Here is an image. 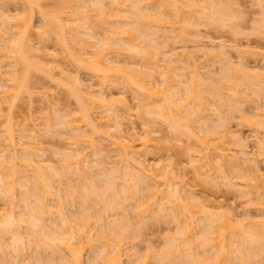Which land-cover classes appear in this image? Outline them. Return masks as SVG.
<instances>
[{"label": "bare ground", "instance_id": "1", "mask_svg": "<svg viewBox=\"0 0 264 264\" xmlns=\"http://www.w3.org/2000/svg\"><path fill=\"white\" fill-rule=\"evenodd\" d=\"M103 1L104 0H96L93 7L90 6V4L86 6V3L85 6L83 5L86 15L83 17V21L81 22V24L84 21L86 22L82 25L79 24V28L75 24V26L77 27L75 28L78 30L77 33L76 31L74 32L75 28L73 27V23H70L73 21L69 20L70 22H67L68 24L70 23L74 28L72 31L75 34L72 32H68L71 31L70 29L72 27L69 30L65 29L70 25L64 26L66 25L64 22L65 19L59 16L61 15L62 8L61 10L58 9V13L56 12L54 16L47 11L45 12V10L44 12L43 10H40L41 6L39 5L40 7H38V12L41 11L39 13L40 16L42 15L44 24V32L42 33L44 35H47L50 32H53V30H56L60 36L58 37V42L61 47V52L63 51V53L68 56L70 61L73 62L75 66H78L82 69H89L90 71H92V73H96L97 77L99 75H102L100 82H102L103 84L109 79L108 73H114L112 76L116 78L115 80H120V82L125 83L126 86H128L129 89L137 95V98L139 100L137 106H141L139 107L141 111L142 109H145L147 113L157 115V117L159 116L161 117V119L164 118L166 121L168 120L170 127L173 128L175 132H178L180 136H185L189 139H196L201 147L199 146L197 149H193L194 155H190V157H192V159L190 160L192 164L194 163L193 166L199 175H205L207 171L211 170L217 171L223 166V164L225 165L227 163L232 168H240L242 170L244 168V173L241 172L242 174L240 173L241 175L239 176L241 179H243L242 182H240V184L229 183L228 185L242 186L241 189H238V192L242 194V197H248L246 199L247 202L251 200V195L258 193L260 195H258L257 197L261 196L262 193H260L259 190L264 187V173L257 164L250 165L249 162H251L253 159L246 156L249 154V152L247 153L244 149L246 148V143L243 142L244 139L238 134H232L233 132L231 130L229 131L225 129L223 131H220L219 128L225 126L223 122L225 120V117L229 115L230 112L239 110L237 104L239 102L238 99L241 97L239 96V94H237L239 91L236 89V72L243 73L242 76L244 80L250 82L254 86V88H256L254 89L255 93H258L259 91L262 92L264 91V63H262L263 65L260 64L262 67L260 66L259 68L257 67V65H255L254 68L249 67V65H247L245 61L241 60L244 57L241 56V53L242 55L244 54V52L245 54L250 53V50L248 51L245 49L244 51L240 49L241 47H238V44L234 46L235 43H233V45L231 43L230 45H228L227 43L226 45L224 42L216 43L215 40L214 42H211L210 39L212 46L210 45V47H208V45H205V39L203 40V36L201 35V31L199 30L200 24L206 26L209 24H217L224 28L229 27L232 32L236 33L238 31L237 29L239 25V21L237 20H241V15L236 14L238 8H235V6H233L236 5V2H233V0H186L184 2H182L181 0H105L106 2H110L109 4H107L105 1ZM263 1L264 0L258 1V3L260 2V7H262L261 9L263 10L261 11V16L255 19V22L252 25V33L264 37V6H261L264 3ZM21 2H25L30 5V10L24 17L11 16L6 12L2 13L0 16L2 20V25H0L2 30L1 32L3 34L9 35L8 39H2L3 42L1 44L2 46L0 45V57L2 56L1 58L4 57V59L6 60L12 59L10 61L11 63L7 61L10 64H6H8L11 69H6L7 71L5 73L4 70L3 72L1 71L2 67L4 66H2L0 63L1 81L6 80V84H0V121L2 118L4 120L6 119V117H2V113L4 110L3 104L5 102H11L9 103V108H11L13 104V97L17 99L23 91L29 90L26 79L27 76H29V72L31 69H34L35 71L44 70L45 73L48 70L46 74L49 75L48 77H52L54 79V73L53 75L51 74V76L49 73L55 69V66L52 64V62L55 63V61L57 60H54L53 58L51 59L50 63V59H48L50 54L41 52L42 49L38 51V49H35V46H33L34 44L32 45L29 40V32L33 24L32 8H37V6H35L38 5L37 0H21ZM93 12L95 15L92 14ZM127 12H129V14H126ZM121 17H127L131 20L125 18L122 19ZM167 18H171L170 20H173V22L170 23L171 21L169 20L170 22L167 23ZM13 19L16 20L14 23L11 22ZM76 19L73 18L72 20H75V22L80 20ZM95 21H99V23H101L102 25H110V29L112 30H110L111 32L108 30L109 26L108 28L105 26L104 30L108 34L112 33L114 35V38L110 37L111 35L107 34L103 38H96L97 33L93 31V23H95ZM165 21L166 23H164ZM165 24H167L169 27H167V25ZM177 25L178 27H175ZM148 26L150 29L156 27L157 29H153L154 33H152V35L155 34L156 36L158 34L157 36H164L163 38L164 40L166 38V41L171 40L175 43L181 41L182 43L189 40L190 42H197V45L199 46L198 52L202 51L206 56H218L219 59L221 57V61L224 60L225 62H222V65H224L222 66V68L224 70L221 74V78L225 82L227 81L230 84L227 86L225 83H223L224 81L221 82V80L218 79V85H212L209 83L207 84L204 81L205 76H202V72L198 74L199 72H196V68L192 71V68H189L191 71V76L189 75V77L187 75L189 79L186 77L187 73H181L182 75L173 73L172 71L174 69L172 68L173 65H171L173 62H178L180 60L183 61L186 58L190 57L187 53L185 55L187 57L183 56V54L185 53H176L177 51L175 50V48H172L173 54L171 55L173 56L169 61V58L167 60H164L163 58L159 59L160 57L158 56L156 57V60L152 62L157 68L154 69V71L156 70V72H159V75H161V81H158L159 78L157 80V77H152L153 79L151 80L149 78V80L140 78L139 75L141 74V76L143 77L142 74H144L146 67H144L143 64H139L138 61L135 60L136 63L134 61H131L130 63L132 64H128L126 63V61L128 60H124L123 62H121V59L116 60L114 56H111V54L113 55L115 52L119 55H122L123 49L125 51H129L130 49L132 50V52H134V54H132V52L130 51V54H126L128 55L127 57H130V55L132 54L131 58L135 55V57H140V60L144 59L147 56H150V59H153L155 55H161L160 52H158L159 54H153L151 50L145 49V46L140 45L148 35ZM13 28H15V30H12ZM165 29H168V31ZM162 30L164 32L166 31V36L162 32ZM68 33L70 35V39L65 36V34ZM84 36H86L87 38L84 39ZM204 38L206 37L204 36ZM176 39L179 40L176 42ZM136 40H138V43L134 44ZM164 40L163 42L165 44ZM167 43L169 46L170 43L168 41ZM75 44H81L80 50H84V53L82 51L80 53V51L78 50L79 53L77 52L78 55L76 56V54L73 53L72 49V47L74 48L76 46ZM226 46H229L231 49H234L239 53L240 60H238L236 64L235 62L233 64V61L231 62L232 59L229 60L227 56L225 57L226 59L223 57L229 51V49H226ZM156 47L155 45H152V48ZM135 53L137 54V56ZM82 54H87L89 56L83 58L85 56H82ZM123 55H125L124 52ZM33 56L35 58L37 56V59H35ZM4 59L1 60L2 63L5 61ZM38 59H40L41 61ZM162 59L164 60L165 65L158 63L159 60ZM49 63L50 66L48 67ZM17 64H21L23 68V79H21L18 75L19 71L16 67ZM51 64L54 66V68ZM194 65L195 67H197L196 64ZM6 67L7 66H5V68ZM180 68L183 69V67ZM162 69L164 70L162 71ZM60 72L63 73V70H61ZM64 72L65 74H60L62 76H67L65 79L68 82H66L65 86H67L69 82L73 85L74 88L71 85H68L69 87H72L73 90L70 89L69 91V88L67 89L69 92L72 91L71 95L75 94L78 100L79 105L77 104L78 108L75 112L79 113L80 118L84 122L83 127L86 126L88 130L86 129V131L82 129L81 125L79 126V124L75 123L76 119V122L78 121L77 116V118L72 117L75 112L72 114L71 111L72 115L68 114L69 112L66 115H62L63 118L61 119L64 120L63 123L67 124L69 128H71V132L67 131L65 133L69 136L68 138L72 140L68 144L69 146H71V149L68 146L71 151L68 150V152H66L63 157H65V161L67 163L69 162V167L71 165L73 168H75L74 171L76 170V175L79 174V178L82 179V182H84L83 180H85V178H89L88 175L92 169H96L95 171L98 173L102 172V169L104 170L103 173L106 170L108 173L106 175L105 172V180H107H104V184H99L98 181L100 180L96 181L91 178V181H89V185L85 187L86 192L82 193L80 197L73 189H70V195H67L66 193V201L68 202L70 198L74 201L77 200L83 210L82 212L80 210L81 214H67L65 212L66 205L64 204L62 198H53V193H50L48 190L51 185L47 184L48 174L45 173L44 166H42L41 164L42 162H37L34 159L31 160L33 154H29V150H25L28 148L24 149L23 147H21L24 143L19 144L18 141L15 140V132L12 127H10L11 125H6V127H4L7 120L4 121L2 119L4 123L2 121L1 123L4 126L0 123V128L1 126H3L4 128L1 132V136H3L2 140L0 141H5L6 146H2L6 148L4 149L3 147L0 152L2 153V155L0 154V158L2 159H0V184H2L1 182H3L2 186H0V189L3 187V189H1V193H8V196L10 198H13L15 192L14 189L11 188V186L15 183L16 180L22 182L23 185L25 184L24 186L26 187V189L24 187L25 191L23 190L22 192V194L24 195H22L24 198V204L21 209L23 210H19V213L17 212L18 216H16L17 214L16 211H14V207H10L9 210L5 209V212L2 213V215L0 214V249L3 245L1 234L5 232H11L13 243L16 247L15 250L17 251L15 264H33V262L35 264H83L82 247L85 245V243L86 245L91 244L90 247L99 246L100 243L98 242H100L102 238L108 239L109 236L113 238L112 242L110 243L111 247L108 244L107 246L104 244L106 248L104 246V251H98L96 253V256L93 255L95 256V258H93L92 264H123V256L125 252V255H127V262L129 264H149L148 258H150L152 254H148L147 256H145V258L139 257L134 259L132 257H134L135 254L129 251L130 247L128 249L126 247L125 249V245H127V242L124 241L125 236L121 234V231L128 229L132 224L125 220H120L122 219H119V217L121 216L116 214L117 212H114L115 210L122 209V215L126 214L124 210V207L126 206L123 204V201L124 199L126 200L128 197H130L127 196V193L129 194V192L131 191L132 195L133 192L137 193L138 197L137 194H135V196L137 197V199L139 198L137 201L133 198L136 202H134L135 204L132 206L140 209L139 214L143 213V216H138L139 219L141 218V220L137 221L139 223L137 224L138 226L143 223L142 219L149 217L151 213H153V215L156 213H162L164 215H167V217L170 216L169 214H172V216L178 222L181 221L180 213L182 211L184 213H187L186 217H184L185 215H182L185 218V221L183 220L184 224L182 227H180L179 236L175 237L172 241L170 240L171 243L169 241L168 244H170L166 246V248H164L160 252V254L158 252L159 255L157 254V260L159 261L157 262L165 264V262L169 259V263L173 264L171 260L174 256V253L185 252L192 264H232L233 259L240 260V264H249L248 262L250 261V259L255 261L257 257L259 258V260L257 258V262L255 261V264H264L263 217L262 220L261 218L260 220H255L249 217L237 221L230 215V213H226L225 211L223 212L221 210L222 206L220 204L215 205L212 208L211 206L206 204L204 200H198L197 202V199H195L194 201L193 195L190 192L188 193L189 190H187L188 188L186 189L185 182L181 178V183H175L172 181L173 177L171 176H175L176 172L174 173L172 168H168L169 165H163L164 167L159 170V173H154L151 165L149 166V164L147 165L146 162L136 158L140 153H143V151H145L151 144V131H146V139L138 148H136L134 144L135 138H131V142L129 141L130 143L126 144L124 142L125 140H127V138L124 135L119 134V132H123V130H120L119 127L122 125V122L120 120L122 115L119 112V108L123 109L125 112L130 109L127 99H119V107L115 106L114 104H112L114 101L111 98H108L109 95L106 97V95L104 94V90L102 92V89L100 88L101 90H99V93H96L95 90L91 91L93 87L92 85H90L91 87L87 88L83 87L86 85L83 84L82 81L78 79V77H72L68 75L65 70ZM190 73L188 72V74ZM2 74H4L5 77L7 76V78H4ZM177 76H179L178 79ZM238 76H240V74ZM184 77H186L187 79L186 82L183 81L185 80L183 79ZM210 78L211 76L208 78V80H210ZM211 80L212 82L217 83L215 80ZM102 83L100 84L102 85ZM174 83L177 84L176 87L178 90H175L176 88L174 90L173 88H171V85ZM183 83H186V86H184L183 88L184 93L182 92L184 97H181V95L180 97H177L179 98L177 99L175 96L178 95V93L181 94L180 92L182 91L181 87V91L179 90L178 85L180 86L181 84L182 86ZM197 87L207 88L217 95L218 102L216 106H212L215 115H213L212 113L211 115L213 116V118L221 122V124L216 126L211 124L209 125V119L205 117L199 124L200 126L198 125L200 129H198V131L196 132H191V129L188 130L184 127L183 124L186 122H183V120H190V116L192 114L198 113V109L191 107L190 111L186 112L187 115H182L181 113L175 114L174 112H177L179 109L185 108L188 105L192 104L194 102V99L197 96H200L199 93H197L198 95H196L195 89H197ZM88 88L91 89L89 90ZM201 91L202 90L200 89V92ZM125 93H127V90L124 89L121 91V94L125 95ZM9 96L10 98L12 97V100L10 99L11 101L7 99L9 98ZM153 96H155V98H160H158L159 100H157V98H154L155 101L157 100V103L152 99ZM85 99H88L86 101H90L94 105L96 104L98 107L95 108L103 107L102 109L104 110L101 113H105V115L102 114V119L104 118L106 119V121L114 122L110 123V125H107L108 128H106V125L104 126L103 124L106 129L109 130L110 128H113V125L119 127L118 134L120 136L116 135L118 137H116L117 140L116 138H111L113 137L112 133L109 134L108 132L107 134V131L104 132L100 130V132H103L105 139L107 137L109 138V142L112 141L113 146H115L114 144H117L116 146H119V148L117 147L118 149L115 148L116 150L119 151L121 149L119 151V154L118 151H116L117 155L121 156V159L119 160L120 162L117 160L121 164L119 165L115 162V165L118 164V166L116 165L115 167L108 169L109 171L104 165L103 161L105 160L103 159V161H101L102 159H100V157V160L96 158V155L101 156L102 147L98 148L96 144L98 142L95 143V139L93 140L94 137H91V135L96 136L100 128H104L103 126H101L103 121L99 118L100 116L98 117V119L97 117H95V115H92L93 112L92 109H90L91 107L89 108V106L93 105L90 102L89 105L86 104L88 102L85 103ZM183 101H187V105H181ZM151 105H156L157 107L155 106V108L157 109L153 110L154 108L152 109ZM148 106L151 108V111L149 112L148 110L150 108ZM146 108L149 109L147 110ZM205 109L212 111L210 106L206 107ZM200 110L203 111L204 108ZM142 113L143 112H141V114ZM250 122L252 125L256 126L257 129L261 128L264 130V108L256 112L252 119H250ZM151 123H153L152 120L145 121V124L147 125H150ZM186 126L189 128L191 125H188L186 123ZM100 132L99 134H102ZM33 133L34 132L32 130V135L37 138V136ZM199 133L202 135L200 136ZM212 135H217L222 139L232 140L241 147L239 154H242L244 156L238 155L236 157H233V155L231 156L228 153V147L218 146V143L208 144V137ZM173 140H175V138ZM173 140L169 139L168 141L173 144ZM91 143L93 145L96 144L97 149L94 150L93 147L95 146L90 145ZM81 144H83V146ZM87 144H89L90 148L93 146L90 155L88 154L89 151L85 152V149L89 148ZM78 145L80 146V149L78 148ZM258 146L263 148V146L259 144V141ZM72 147H74V149ZM83 147L86 148L83 149ZM90 148L88 150H90ZM92 156L95 157L93 158ZM19 162L21 164L20 169H18ZM247 163H249L248 166L245 165ZM22 165L23 167H21ZM98 168L102 169L98 170ZM85 175H87L88 177H86ZM208 178L211 179V175ZM118 179H121V182L118 183ZM90 194H95L96 198L90 200ZM31 197H34L35 199H31ZM48 198L53 202H51L52 205L48 204L50 203L48 202ZM260 198L261 197H259L258 199ZM263 199L264 198L260 199V202L262 204H264ZM145 203L146 210L144 211L143 209H145ZM11 204L14 205L15 203L11 201ZM14 206H16V204ZM51 208H56L57 211H51ZM96 208L98 210V217L95 218L93 222H91V217L94 218L96 213L95 211L94 213L92 211L90 212L89 209L91 210ZM147 211L148 213H150L147 214ZM262 212H264V209H262ZM49 214L51 215L49 216ZM197 214L199 215L198 217L201 221L199 219H196L198 218ZM115 215L119 217L117 218ZM144 215H146L145 218ZM58 219L60 222L58 221ZM105 220L107 221V223ZM196 220H199L197 224ZM49 221H53L54 224L53 222L51 223ZM22 222L26 223L27 226H21L20 223ZM56 222L60 224H57ZM249 223L250 226L248 227V229H237L240 231V235L234 237V235L236 234L235 231H233L234 228L242 227ZM105 225L108 227H106ZM3 226L8 227H6L7 229L5 230ZM101 226L103 227L101 228ZM143 226L144 225L142 224L140 225V227L142 228ZM56 227H60V230H58ZM22 228H24L25 230ZM8 230L9 232H7ZM82 234H85V238L82 236ZM115 236L117 237L115 238ZM50 241L51 243H54V247H51L54 248V250L51 252V255L50 253H47L48 258H44L41 256V249H44L43 244L45 242ZM181 246L183 248H181ZM23 251H27L28 256L27 254H24ZM35 256L37 257L34 258ZM28 258L34 259L30 261ZM162 260L163 262L164 260L166 261L163 263ZM157 262L155 264H158ZM0 264H2V262Z\"/></svg>", "mask_w": 264, "mask_h": 264}, {"label": "rangeland", "instance_id": "2", "mask_svg": "<svg viewBox=\"0 0 264 264\" xmlns=\"http://www.w3.org/2000/svg\"><path fill=\"white\" fill-rule=\"evenodd\" d=\"M95 1L96 0H37L38 5H35V6H37V8L36 7L32 8V14H33L32 15L33 16L32 22H33V24H32V28L29 32V37H30L29 40H30V43L32 45L34 44L33 46H35V49H38V51L40 49H42L41 52H43V53L45 52V53L50 54L49 57L47 55L48 59H50V63H51V59H53V58H54V60H57V61H55V63L52 62V64L55 66V69L52 70L53 72L51 71L49 73L50 76H51V74L53 75V73H54V79L52 77L51 78L48 77L49 75L46 74L48 70L46 71V68H45L46 73L44 72V70L35 71L34 69L33 70L31 69L29 72L30 74H29V76H27V79H26L27 84L29 86V90L23 91L20 94V96H18L17 99H15L13 97V100H12V97L10 98V96H9V98H7V99H9V100L11 99L12 103H13L11 108H9V103H11V102H9V103L5 102L3 104L4 110L2 113L3 114L2 117L3 116H4V118L6 117L5 120H7V122H5V126H4L1 123V121L3 119L2 118L0 123L4 127H6V125H11L10 127H12V129L15 132L14 133L15 140L18 141L19 144L24 143L23 144L24 146L22 145L21 147H23L24 149L28 148L25 150H29V152L28 151H26V152H28L29 154L30 153L33 154L32 155L33 157L31 158V160L34 159L37 162L38 161L42 162V163L41 162L40 163L42 164V166H44L45 173L48 174L47 184L51 185L48 188V190L50 193H53V195H52L53 198H55V199H57V198L61 199L62 198L64 204L66 205V211L65 212L67 214H71V213H72L71 215H73V213L78 214V213H80V210H81V212L83 210L80 203L77 200H75V201L72 200L71 198L67 202L66 201V193H67V195H70L69 190L73 189L76 192V194L80 197L82 195V193L86 192L85 187H87V185H89V183H90L89 181H91V178L93 180H96V181L100 180V181H98L99 184H104V182L107 180V179L105 180V178H106V175L108 173L105 170V172H106V175H105V172L103 173L104 170L102 168H100V169H102V172H100V173L96 172L95 171L96 169H92L88 175L89 176L88 179L83 177V178H85V180H87V181L83 180L85 182L84 183V182H82V179L79 178V174L76 175V172H75L76 170L74 171L75 168H73L71 165L69 167L68 166L69 162L67 163L65 161V157H63V155L66 154V152H68V150L71 149V146H69L68 144L72 140H70L68 138L69 136L65 133L67 131H70L71 128H69V126L67 124L63 123L64 120H62L61 118H63L62 115H64V114L66 115L68 112H69L68 114H71V111H72V114H73L78 108V106H77L78 100H77L75 94L71 95L72 91L69 92L70 89H72L73 85L70 84V82H69V84L68 83L67 84L71 85L72 87H69L68 85H67L68 87L65 86L66 82H68L65 79L67 76H65V75L62 76L60 74V73H62V72H60L61 70H63L62 74H65V72H64V70H65L68 73V75H70L72 77H78V79H80L82 81V83L86 85L83 87L87 88V87H91L90 85H92L93 87H92V89L91 88L90 89H91V91L95 90L96 93H99V90H101V89H102V92L104 90V94L106 95V97L109 95L110 97L108 96V98L109 99L111 98L114 101L112 104H114L115 106L119 107V101H118L119 99H123V98L127 99L130 109L127 112H125L123 109L119 108V112L122 115L121 119L119 118L122 122V125L119 127H120V130L121 129L123 130L122 133L119 132V129H118L119 127L116 125H113V128H110L109 130L106 129V128H108L107 125H110V123H114V122L113 121H106V119H104V118L102 119L101 118L102 114L105 115V113H101L104 110V109H102L103 107L102 108H95L98 106L96 104L95 105L92 104L89 101L93 105V106H89V108L91 107L90 109H92V112H93L92 115H95V117H97V118L100 116L99 118L103 121L102 125L101 124L100 125L101 126H103V124H104V126L106 125V128L104 126H103L104 128L99 127L100 128V129L98 128L99 132H100V130H102L104 132L107 131L106 132L107 134H108V132H109V134L112 133V136H113V137H111L112 139L116 138L117 137L116 135H119V134L124 135L127 138V140H125V142H124L126 144L127 143L129 144L131 142V140H132L131 138H135L134 144H135L136 148H138L139 146H141L142 142L146 139V134H147L146 131H148V132L151 131L150 132V135L152 137L151 144H153V145L150 144L149 147H147V149L145 151H143V153H140L136 158L141 160V161L146 162V164L147 165L149 164V166L151 165L154 173H156V174L159 173L160 169H162L166 165L167 166L169 165L168 168H170V169L172 168L173 172L174 173L176 172L175 176H173V175L171 176V177H173V179L171 178L172 181L175 183H181V181L183 180L185 182L186 189L188 188L187 190H189L188 193L190 192L193 195L194 201H195V199H197L196 200L197 202H198V200L199 201L204 200L206 202V204H208L212 208L215 205L220 204L222 206L221 210L223 212L225 211L226 213L227 212L230 213V215L232 217H234V219L237 221L243 220V219L249 218V217H251L255 220L256 219L260 220V218H261V220H262V217L264 218V212H262V209H264V204H262L260 202V199L264 198V187L259 190L260 193H262L263 197L261 195V196H259L261 198L258 199L259 197H257V196L260 194L257 193V194L251 195L250 196L251 200L249 202H247L246 199L248 197H242L241 196L242 194H240L238 192V189H241L242 186H239V185H231L230 186V185H228L229 183H237V184L239 183L240 184V182H242L243 179H241L239 176L242 173H244L243 172L244 168H243V170L240 168H234V167L232 168L227 163L225 165L223 164V166L221 168H219L217 171L211 170V171H207V173L205 175H201V174L199 175L193 166L194 163L192 164L191 160H190V159H192V157H190V155H194L193 149H197L200 146L196 139H189L185 136H180L178 134V132H175L173 130V128L170 127L168 120H167L168 121L167 122L164 118L161 119V117H159V116L157 117V115L147 113V111L145 109L143 110L141 108L142 109V111H141L139 108L141 106H139V107L137 106L138 101H139L137 98V95L132 90H130L129 87L126 86L125 83L120 82V80L119 81L115 80L116 78L114 76H112L114 73L113 74L108 73L109 79L103 84L102 82H100L102 75L101 76L99 75L100 77L99 76L97 77L96 73H92V71H90L89 69H82V68H79L78 66H75L73 64V62L70 61L68 56H66V54L63 53V51L61 52V49H60L61 47H60L59 42H58V39H59L58 37H60V36L56 30H53V32H50L47 35H44L42 33V32H44V24H43V20H42V15L40 16V13H39L41 11L38 12V9H39L38 7L41 6L40 10H43V12L45 10V12L47 11L52 15L56 14L58 9L61 10V8H62L61 15H59V16H61L62 18L65 19L64 22L66 25H64V26L70 25L67 28H65L66 30H69L72 27V25L70 23H73V27L75 28L76 26L78 27V25L81 24V22L83 21V17L86 15V12H84L85 11V9H84L85 3H86V6L90 4V6L93 7L95 5ZM109 1L108 2L105 1V2L107 4H109L110 3ZM181 1L184 2L186 0H181ZM258 1H260V0H233V2H236V5H233V6H235V8H238V11L236 12V14L241 15V20H237V21H239V25H238V29H237L238 31L236 33L232 32V30L229 29V27L224 28V27H221L217 24H211V25L209 24L207 26L200 24L199 30L201 31V35L203 36V40L205 39L204 42L206 44L205 43L204 44L208 45V47H210V45L212 46L211 42L212 41L214 42V40L216 43L224 42L226 45H227V43H228V45H230V43L232 45H233V43H235L234 46H236V44H238L239 45L238 47L239 48L241 47L240 49H242L244 51H245V49L248 51L250 50L249 51L250 53L245 54L244 51H243L244 52L243 55L241 53V56H244L243 59H241V60L245 61L247 63V65H249V67H251V68H254L255 65H257V67L259 68L261 66L260 64L264 63V53H262V52H264V37L259 36V35H255L252 33V25L255 22V19H257L258 17L261 16V11L263 10V9H261L262 7H260V2L258 3ZM23 3L21 2V0H0V16L2 13L6 12L11 16L24 17L29 12L30 5L28 3H25V2H23ZM104 5H106V4H104ZM261 6H264V3ZM129 12H127L126 14H129ZM238 12H240V13H238ZM92 14H94V12ZM166 17H168V16H166ZM68 18H70V19H68ZM73 18L74 19L77 18L78 20L79 19L80 20L75 22V20H72ZM124 18L131 20L130 18H127V17H123L122 19H124ZM97 19H101V18H97ZM170 19L171 18H169V19L167 18V20H168L167 23H169L171 21ZM69 20H71L73 22H70ZM15 21L16 20L13 19L11 22L14 23ZM67 22H70V23L68 24ZM85 22L86 21H84L82 24H85ZM172 22H173V20L170 23H172ZM164 23H166V21ZM75 24H76V26H75ZM0 25H2L1 18H0ZM165 25H167V24H165ZM105 26L107 28L109 26L108 30L109 31L111 30L110 25H107V24L102 25L101 23H99V21H95V23H93V31H95L97 33L96 38H98V39L103 38L106 34L111 35L110 37L114 36L112 33L108 34L105 32V30H104ZM73 27L70 29L71 31H68L69 33H71V32L74 33L75 31L77 33V31H78L76 29L77 27L75 29ZM167 27H169V26L167 25ZM175 27H178V25ZM148 28H149V26H148ZM155 28H151V29L149 28V31H147V33H148L147 37L145 38L144 41H142V43L140 45L145 46V49L151 50V52L153 54H155V53L157 54L158 52H160L161 55L158 53L159 55H157V56L155 55L153 59H150V56L146 55L147 57L142 59L143 60L142 61V60H140V57H135V55L132 56V58H131V55L134 54V52H132V50L129 49V51L128 50L125 51L123 49L122 51L124 52L125 55H123V52H122V55L121 54L119 55L115 52L113 55L111 54V56L112 57L114 56V58H116V60L121 59L122 60L121 62H123L124 60L125 61L128 60V61H126V63H128V64L131 61L135 62V60H136V61H138L139 64H143L144 67H146L144 74H142L143 77L141 76V74L139 75L140 78L151 80V79H153L152 77H157V80L159 78L158 81H161V75H159V72L157 73L156 70L154 71V69H157V68L155 67V65L152 62H154L156 60V57H158V56L160 57L159 59L163 58L164 60H167L169 58L168 59V61H169L170 58L173 56V55H171V54H173L172 48H175V50L177 52L175 50L174 51L176 53H178V52L179 53H185V54H183L184 57H187V56H185L187 53L190 57L188 56L189 58H186V59L184 58L185 60H183V61L180 60L181 62L180 61H178V62L172 61L173 63L171 65H173L172 68L174 70L172 69L173 71L172 70L171 71L173 73L179 74V75L187 73L186 74V77H187V75L191 76L190 72L196 68L195 70L197 73L199 72L198 74H200V72H202L201 73L202 76H205L204 81L207 84L209 83L212 85H218L219 83L217 82V79L221 80V82L224 81L221 78L222 77L221 74L224 70L222 68V66H224V65H222V62L223 63H225V62H224V60L221 61V59H222L221 57L219 59L218 56L217 57L216 56L214 57L213 55H207L206 56L203 54L202 51L198 52L199 46L197 45V42L194 43L193 41L190 42L189 40L186 42H182V43H181V41L177 42L179 39L178 40L176 39L177 43H175L174 41H171V40H167L170 43L168 46L166 38H165V40L163 38L164 36L163 37L157 36L158 35L157 34L156 36L159 37V38H157L155 36V34L152 35V33H154L153 29H155ZM73 29H74V32L72 31ZM12 30H15V28H13ZM165 30L168 31V29H165ZM1 31L2 30L0 27V45L3 42L2 41L3 38H6V39L9 38L8 34H3ZM162 32L164 33V35L167 34V33H165L166 31L164 32L162 30ZM69 33L65 34V36L67 38L70 37ZM1 34H3V35H1ZM204 36L206 38H204ZM85 38H87V37L84 36V39ZM207 38H209V39H207ZM210 39H211V42H210ZM163 40L165 41V44H164ZM225 40L228 42H226ZM137 41L138 40H136L134 42V44H137L138 43ZM75 45L76 46L74 48L72 47V49H73V53L76 54V56L78 55L79 51H80V53H81V51L84 53V50H80L81 44H75ZM152 45L153 46L155 45V47L158 46L159 48L158 47L152 48ZM195 47H197V48H195ZM226 49L227 50L229 49V51L223 57L225 58L227 56V58H229V60L232 59L231 62L233 61V64H234V62L236 64V62L238 60H240L239 53L236 52V50L231 49L229 46ZM85 51H87V50H85ZM130 51L132 52V54L130 55V57H127L128 55H126V54H130ZM82 56H85L83 58H86V56H89V55L82 54ZM111 56H108V57H111ZM136 56H137V54H136ZM183 56H182V59H183ZM1 57H0V61L4 59V57L3 58H1ZM134 57H135V59H134ZM35 59H37V56ZM163 59L159 60L158 63L164 64L165 62ZM4 60L5 61L3 63H2V61L0 63L2 66H4V67H2L1 71L3 72V70H4V73H5L8 70V68L11 69V67L8 66V64H6V63H9L12 59L11 60L4 59ZM38 60H40V59H38ZM7 61H9V62H7ZM50 63L48 65V67L50 66ZM170 63H171V61H170ZM256 63H258V64H256ZM130 64H132V63H130ZM194 64H196L197 67H195ZM53 65H52V67L54 68ZM5 66H7V67L5 68ZM16 67L19 71L18 75L20 76L21 79H23L22 77L24 76V74H23V68H22L21 64H17ZM180 67H183V69ZM189 68L190 69L192 68L191 71ZM80 69H82V70H80ZM163 70L164 69H162V71ZM188 72L190 74H188ZM236 74H235V78L237 77L235 80L237 83L236 89L239 91L237 94H239V96L241 97L238 99L239 102L237 104L239 110L230 112V114L225 117V120L223 122L226 127L222 126L221 128H219V130L220 131H223L225 129H227L229 131L231 130L233 132L232 134H236V135L238 134L239 136H241L244 139L243 142L246 143L245 144L246 148H244V149L246 150L247 153L249 152V154L246 156L253 159L251 162H249L250 165L251 164L252 165L257 164L259 166V168L262 170V172L264 173V130L261 128L257 129V127L252 125L250 122V119H252V117L255 115V113L260 111L262 108H264V91H262V92L259 91L258 93H255L254 89H256V88H254V86L250 82H247L244 80V78L242 76L243 73L242 72H239V73L236 72ZM239 74H240V76H238ZM2 75L4 76V74H2ZM209 75L211 76L210 80L213 79L217 83L212 82V80L211 81L208 80V78L210 77ZM178 77L179 76H177V79H178ZM186 77L183 78V79H185V80H183L184 82H186V80H187ZM189 77H187V78L189 79ZM212 77H214V78H212ZM4 78H7V76L6 77L4 76ZM175 78H176V76H175ZM100 83H102V85ZM213 83H215V84H213ZM223 83H225L227 86L230 84L227 81L226 82L224 81ZM0 84H2V85L6 84V80L1 81V78H0ZM185 84L183 83L182 86H181V84H180V86L178 85L179 90L181 87L182 91L180 90L181 94H179L177 92L178 95L175 96L176 98L180 97L181 95H182L181 97H184L183 88H184V86H186ZM176 85H177L176 83L172 84L171 88H173V90L175 88H176L175 90H178ZM67 88H69V91ZM124 89L127 90V93H125V95L121 94V91ZM200 89L202 90L201 92H200ZM203 89H207V88H201V87L198 88L197 87V89H195L196 95H198L197 93H199L200 96H197L194 99V102L192 104L188 105L185 108L179 109L177 112L176 111L174 112L175 114L181 113L182 115H187L186 112L190 111L191 107L198 109L197 110L198 113L192 114L190 116L191 117L190 120H188V119H186V121L183 120V122H186L188 125L189 124L191 125L190 126L191 128L190 127L188 128L186 126V123L183 124L186 129H188V130L191 129L190 130L191 132H196V131H198V129H200L198 127V125L202 122V120L205 117L209 119L208 120L209 125L211 124V125L216 126V125L221 124V122H219L218 120L213 118V116L211 115V113L213 115H215L214 114L215 112L213 111L212 106H216V104L218 102L217 95L208 89L207 90H203ZM0 90H1V88H0ZM177 93H175V94H177ZM8 95H10V94H8ZM154 98H155V96H153L152 99L154 100ZM156 98H157V100L160 99L159 97H156ZM177 99H179V98H177ZM86 100H88V99H85V103L88 102ZM89 102L86 104L89 105L90 104ZM187 103H188L187 101H183L181 105H187ZM152 105H151V107H152V109L154 108L153 110L157 109V108H155V106L158 104H156L155 106H152ZM209 106L212 109V111L205 109L206 107H209ZM202 108H204L203 111L200 110ZM149 111H151V108L148 110V112ZM141 112H143V113L141 114ZM76 116L78 117V121L76 122V120H77L76 119L75 123L79 124V126L81 125V128L86 130L87 127L86 126L83 127L84 122L80 118L78 112L77 113L75 112L72 115V117H76ZM146 120H152L153 121V123H151L152 125L151 124L150 125L145 124ZM205 120H204V123H205ZM108 122H109V124H108ZM115 122H116V120H115ZM208 122H207V124H208ZM3 126H1V128H0V130H1L0 136H1V134H2L1 132L4 128ZM32 130L34 132L33 134H35L37 136V138H35V136L32 135ZM99 132L96 134V136L91 135V137H94L93 140L95 139L94 140L95 143L98 142V143H96L98 148L102 147V149H103V151L101 149V156L96 155V158L99 159V157H100V159H102L101 161H103V159L105 160L103 162H104V165L106 166L107 170L112 168V167H115L116 165L118 166V164L120 165L121 163H119L120 162L119 160L121 159L120 158L121 156H118L116 153V151H118L116 149H118L119 146H116L117 144H114L115 146H113L112 141L109 142V140H108L109 138L106 137V139H105L103 132H100L103 135L99 134ZM118 132H119V134H118ZM199 135L201 136L202 134L199 133ZM2 136L0 137L1 138L0 140H2ZM31 136L32 137L34 136V137L32 138ZM117 138H116V140H117ZM172 138L173 139L175 138V140H173ZM208 138H209L208 144L218 143V146L228 147V153L231 156L232 155H233V157H236L238 155L244 156L242 154H239L241 147L238 144H236L235 142H233L232 140L222 139V138H219L217 135H212V136H209ZM169 139L174 141V142L172 141L173 144L168 141ZM106 140H108V141H106ZM258 141H259V144L261 146H263V148L258 146ZM96 144L95 145H93L92 143L90 144V145L95 146V147L92 146L94 148V150L97 149ZM2 145L6 146L5 141H0V152L4 147ZM81 145L83 146V144H81ZM87 145L90 148L89 144H87ZM18 146H20V145H18ZM68 146L70 147V149ZM74 147H72V148L74 149ZM92 147L90 148V150H88L89 148L85 149L86 147H83V149H85V152L89 151L88 154L90 155L91 151H92L91 150ZM5 148L6 147H4V149ZM78 148L80 149V146ZM94 150H93V152H94ZM134 150H135V147H134ZM119 151H118V154H119ZM0 154L2 155V153H0ZM29 157H30V155H29ZM92 157L94 158L95 156H92ZM90 158H91V156H90ZM20 162H19V166H18L19 168L18 169H20V165H21ZM115 162L118 164L115 165ZM23 163H25V162H23ZM249 163H247L245 165L248 166ZM21 167H23V165ZM100 169L98 168V170H100ZM177 175H179V176H177ZM210 175H211V179L208 178ZM85 176L88 177L87 175H85ZM117 181L119 183V182H121V179H118ZM184 182H183V185H184ZM1 183L3 184V182H1ZM2 184H0V186H2ZM24 185L19 180L15 181V183L11 186V188H13L14 192H15V193L13 192L14 193L13 198L12 197L10 198L8 196V193H5V192L1 193V189H3V187L0 189V214L1 215H2V213L5 212V209L9 210L10 207H14V209H15L14 211H16V214H17V212L19 213L21 210H23L21 208L24 204V198H23L24 195L22 194L24 187H25ZM25 189H26V187H25ZM166 190H167V188H166ZM131 192H129V194L127 193V196H130V197H128L126 200L124 199V201H123V204L126 206V207H124L126 214L122 215V212H121L122 209L114 211V212H117L116 214L121 216V217H119V216L115 215L117 218L118 217H119V219L122 218L120 220H125V221L129 222L130 224H132L131 227H129L128 229L121 231V234L123 236H125L124 241L127 242V245H125V249H126V247H127V249L130 247L129 251L133 252L135 254L134 257H132L134 259L139 258V257L145 258V256H147L148 254L149 255L152 254V256L150 258H148L149 264H152V263L155 264L157 261H159V260H157L158 252L160 254V252L164 248H166V246H168L175 237L179 236L180 227L183 226V224H184L183 220L185 219L184 217L187 216V213L186 212L184 213L183 211H182L183 213L181 212L182 214L180 213V218H181L180 222H178L172 216V214H169L170 215V216L168 215L169 217H167V215H164L162 213H156L154 215H153V213H151L150 216L147 215L149 217H146V215H144V218L145 217L146 218L142 219L143 223H141V224L144 225L142 228V227H140L141 224L139 226L137 225V224H139L137 221L141 220V218L139 219V217H140L139 215L143 216V213L139 214L140 209H137V208H135V206H132L135 204L134 202H136L139 199V198L137 199L138 194L133 192V195H134L133 196ZM135 194H137V197L135 196ZM131 196H133V197H131ZM95 198H96L95 194L89 195L90 200L95 199ZM31 199H35V198L31 197ZM11 201H13L16 204V206H14L15 204L12 205ZM48 202H50V203H48L50 205H52V203H53L52 201H50V199ZM144 207H145V209H143V210L145 211L146 210V203L144 204ZM124 210H123V212H124ZM51 211H57V209L51 208ZM89 211L90 212L92 211L93 213L95 211V213H96V215L94 214L95 215L94 218L91 217V222H93L95 220V218L98 217V215H97L98 210L96 208V209H91V210L89 209ZM108 213H110V212H108ZM146 213L149 214L148 211ZM159 214H160V216H159ZM50 215L51 214H49V216ZM151 215H153L155 217H153ZM182 215L183 216L185 215V216L183 217ZM16 216H18V214ZM198 216L199 215L197 214V217ZM196 219H199V217ZM53 221H49V222L52 223ZM58 221H59V219H58ZM198 221L196 220V224ZM54 222H53V224H54ZM56 223L60 224L58 222H56ZM106 223H107V221H106ZM20 225L23 227L27 226L26 223H24V222L20 223ZM249 226H250V223L246 224L245 226H242V227L234 228L233 231H235V233H236L234 235V237L237 235L238 236L240 235V231L237 229H242V230L248 229ZM3 227L6 230L7 229L6 227H8V226H6V227L3 226ZM102 227L103 226H101V228ZM106 227H108V226H106ZM56 228L58 230H60V227H56ZM22 229H24V228H22ZM10 231H11V229H10ZM7 232H9V230ZM1 235H2V239H3V245L0 249V261L2 262V264H9V263L15 264V261H16L15 257H17V251L15 250L16 247L13 243V237L11 235V232L10 233L5 232ZM82 236L85 238V234H82ZM116 237L117 236H115V238ZM112 240H113V238L111 236H109L108 239L102 238L101 241L98 242L101 245L99 244V246H95V247H93V246L90 247L91 244L86 245V243H85V245L82 247L83 248V257H82L83 262L82 263L83 264H92L93 258H95L96 253L98 251L103 250L104 246L105 245L107 246V244L110 245V247H111L110 243L112 242ZM169 241H170V243L168 244ZM43 246H44V249H41V256L45 258L48 255L47 253H50V255H51V252L54 250V248H51V247H54V243H51V241L45 242L43 244ZM106 246H105V248H106ZM181 248H183V247L181 246ZM27 251H23L24 254H27ZM125 254H126V252H125ZM125 254L123 256V261H124L123 264H129L127 262V257H126L127 255H125ZM93 255H95V256H93ZM27 256H28V254H27ZM36 257L37 256H35L34 258H36ZM34 258H32V259H34ZM257 258L255 260L256 262H257ZM32 259L30 258L29 260L32 261ZM253 259H255V258H253ZM154 260H155V262H154ZM166 260H164V262ZM258 260H259V258H258ZM255 261L250 259V261L248 263L249 264H255ZM162 262H163V260H162ZM171 262L173 264H192V262L190 261V259L188 258V256L186 255L185 252H180V253L175 252ZM157 263L159 264L160 262H157ZM166 263L170 264L169 259L165 262V264ZM33 264H35V263L33 262ZM232 264H240V260L233 259Z\"/></svg>", "mask_w": 264, "mask_h": 264}]
</instances>
